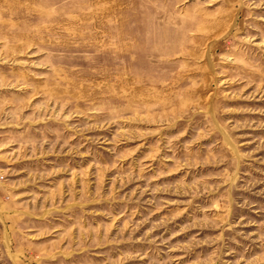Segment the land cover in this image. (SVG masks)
<instances>
[{
  "label": "rangeland",
  "instance_id": "rangeland-1",
  "mask_svg": "<svg viewBox=\"0 0 264 264\" xmlns=\"http://www.w3.org/2000/svg\"><path fill=\"white\" fill-rule=\"evenodd\" d=\"M0 264H264V0H0Z\"/></svg>",
  "mask_w": 264,
  "mask_h": 264
}]
</instances>
